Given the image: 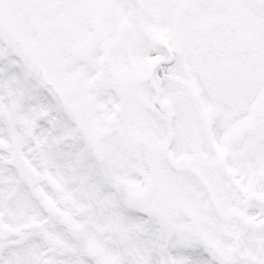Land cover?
<instances>
[{"label":"snow or ice","instance_id":"obj_1","mask_svg":"<svg viewBox=\"0 0 264 264\" xmlns=\"http://www.w3.org/2000/svg\"><path fill=\"white\" fill-rule=\"evenodd\" d=\"M0 264H264V0H0Z\"/></svg>","mask_w":264,"mask_h":264}]
</instances>
